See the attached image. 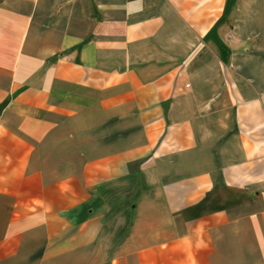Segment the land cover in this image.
<instances>
[{
    "label": "crops",
    "instance_id": "1",
    "mask_svg": "<svg viewBox=\"0 0 264 264\" xmlns=\"http://www.w3.org/2000/svg\"><path fill=\"white\" fill-rule=\"evenodd\" d=\"M0 264H264V0H0Z\"/></svg>",
    "mask_w": 264,
    "mask_h": 264
}]
</instances>
